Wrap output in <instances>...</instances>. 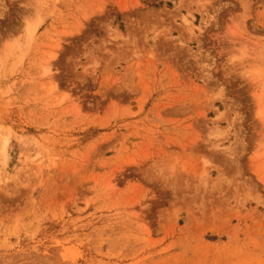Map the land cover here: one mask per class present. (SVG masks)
Returning a JSON list of instances; mask_svg holds the SVG:
<instances>
[{
	"label": "rangeland",
	"instance_id": "rangeland-1",
	"mask_svg": "<svg viewBox=\"0 0 264 264\" xmlns=\"http://www.w3.org/2000/svg\"><path fill=\"white\" fill-rule=\"evenodd\" d=\"M0 264H264V0H0Z\"/></svg>",
	"mask_w": 264,
	"mask_h": 264
},
{
	"label": "bare ground",
	"instance_id": "bare-ground-1",
	"mask_svg": "<svg viewBox=\"0 0 264 264\" xmlns=\"http://www.w3.org/2000/svg\"><path fill=\"white\" fill-rule=\"evenodd\" d=\"M3 154V153H2Z\"/></svg>",
	"mask_w": 264,
	"mask_h": 264
}]
</instances>
